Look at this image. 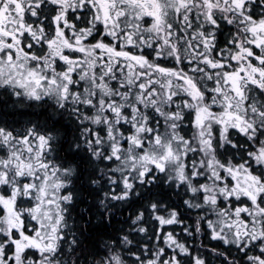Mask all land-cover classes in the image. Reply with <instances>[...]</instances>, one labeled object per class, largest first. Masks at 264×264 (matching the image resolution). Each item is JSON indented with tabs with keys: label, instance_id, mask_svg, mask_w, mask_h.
<instances>
[{
	"label": "snow or ice",
	"instance_id": "snow-or-ice-1",
	"mask_svg": "<svg viewBox=\"0 0 264 264\" xmlns=\"http://www.w3.org/2000/svg\"><path fill=\"white\" fill-rule=\"evenodd\" d=\"M0 264H264V0H0Z\"/></svg>",
	"mask_w": 264,
	"mask_h": 264
}]
</instances>
